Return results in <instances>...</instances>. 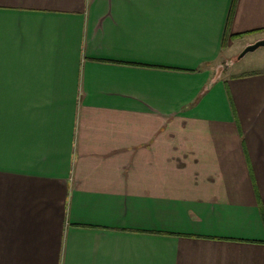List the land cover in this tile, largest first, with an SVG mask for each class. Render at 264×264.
Wrapping results in <instances>:
<instances>
[{"label":"crops","instance_id":"obj_1","mask_svg":"<svg viewBox=\"0 0 264 264\" xmlns=\"http://www.w3.org/2000/svg\"><path fill=\"white\" fill-rule=\"evenodd\" d=\"M232 2L0 0V264H264V67H231L264 0Z\"/></svg>","mask_w":264,"mask_h":264},{"label":"rangeland","instance_id":"obj_2","mask_svg":"<svg viewBox=\"0 0 264 264\" xmlns=\"http://www.w3.org/2000/svg\"><path fill=\"white\" fill-rule=\"evenodd\" d=\"M247 39V38H246ZM252 39V38H250ZM245 39L238 40V41H244ZM246 47V46H245ZM238 49L239 46L234 45L232 48V51H237L236 56V62L233 64L232 70H242V71H248L252 69H258L264 67V46H261L257 48L256 50L247 52L243 57L239 58L240 53L245 48ZM41 195L45 196L44 192H41Z\"/></svg>","mask_w":264,"mask_h":264},{"label":"water","instance_id":"obj_3","mask_svg":"<svg viewBox=\"0 0 264 264\" xmlns=\"http://www.w3.org/2000/svg\"><path fill=\"white\" fill-rule=\"evenodd\" d=\"M264 46V38L255 41L254 43L248 44L243 51L240 53L239 58L243 57L247 52L256 50L257 48Z\"/></svg>","mask_w":264,"mask_h":264},{"label":"trees","instance_id":"obj_4","mask_svg":"<svg viewBox=\"0 0 264 264\" xmlns=\"http://www.w3.org/2000/svg\"><path fill=\"white\" fill-rule=\"evenodd\" d=\"M236 3H237V0H233V2H232V7H231V11H230V15H229V19H228L229 22H228V24H227V28H228L230 22L232 21L233 14H234V7H235ZM252 32H253V31H252ZM243 35H244V33L233 34V35H232V38L242 37ZM225 40H226V36H225Z\"/></svg>","mask_w":264,"mask_h":264}]
</instances>
